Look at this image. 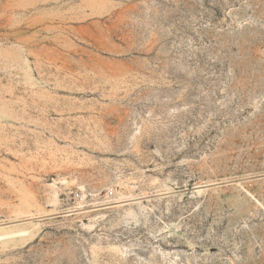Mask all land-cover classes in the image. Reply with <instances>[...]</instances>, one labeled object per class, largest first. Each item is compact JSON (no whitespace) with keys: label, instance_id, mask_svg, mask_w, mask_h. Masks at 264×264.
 Wrapping results in <instances>:
<instances>
[{"label":"rangeland","instance_id":"rangeland-1","mask_svg":"<svg viewBox=\"0 0 264 264\" xmlns=\"http://www.w3.org/2000/svg\"><path fill=\"white\" fill-rule=\"evenodd\" d=\"M0 264H264V0H0Z\"/></svg>","mask_w":264,"mask_h":264},{"label":"bare ground","instance_id":"bare-ground-1","mask_svg":"<svg viewBox=\"0 0 264 264\" xmlns=\"http://www.w3.org/2000/svg\"><path fill=\"white\" fill-rule=\"evenodd\" d=\"M125 201V200H124ZM126 204H129V202H124L123 204H121V205H126Z\"/></svg>","mask_w":264,"mask_h":264}]
</instances>
